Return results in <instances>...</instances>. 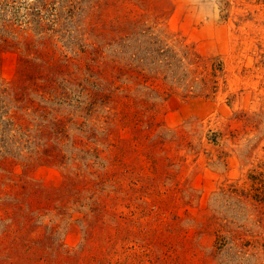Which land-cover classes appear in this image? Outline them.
<instances>
[{
  "label": "rangeland",
  "instance_id": "obj_1",
  "mask_svg": "<svg viewBox=\"0 0 264 264\" xmlns=\"http://www.w3.org/2000/svg\"><path fill=\"white\" fill-rule=\"evenodd\" d=\"M0 264H264V0H0Z\"/></svg>",
  "mask_w": 264,
  "mask_h": 264
}]
</instances>
